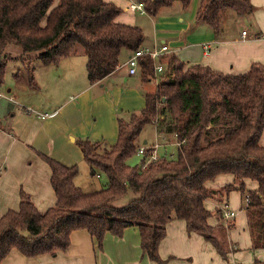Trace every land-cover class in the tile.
<instances>
[{"label":"trees","instance_id":"trees-1","mask_svg":"<svg viewBox=\"0 0 264 264\" xmlns=\"http://www.w3.org/2000/svg\"><path fill=\"white\" fill-rule=\"evenodd\" d=\"M174 2L186 8L191 0L140 1L150 16ZM227 10L246 17L253 5L250 0H200L195 19L219 34ZM122 11L104 0H0V56L6 47L17 46L29 85L35 87L29 54L36 53L42 66L57 65L75 55L79 46L86 57L88 82H100L117 69L123 49H142V30L116 21ZM159 61L161 74L155 70L157 60L139 58L143 79L159 80L155 91L145 95L143 109L117 119L115 143L78 144L92 176L101 172L106 186L84 192L74 182L77 166L43 156L51 171L55 205L40 212L21 193L19 209L0 218V264L12 251L28 258L66 252L71 234L78 230H85L101 249L106 233L121 236L133 227L139 231L142 253L163 264L158 246L172 220H182L188 233L202 236L225 257L227 233L221 229L215 233L208 219L216 216L229 230L233 218L224 219L220 208L212 213L205 202L226 201L232 191L243 200L248 197L245 206L254 245L264 240V146L259 143L264 128V65L252 63L245 73L224 74L175 55ZM5 71L1 62L0 84ZM154 118L160 134L176 135V142L183 143L175 158L164 155L145 169L130 167L126 160L137 153L138 138ZM219 176H231L233 183L221 190L208 187ZM246 181L255 182L256 189L248 190ZM129 192L134 198L121 207L113 205Z\"/></svg>","mask_w":264,"mask_h":264},{"label":"crops","instance_id":"crops-1","mask_svg":"<svg viewBox=\"0 0 264 264\" xmlns=\"http://www.w3.org/2000/svg\"><path fill=\"white\" fill-rule=\"evenodd\" d=\"M104 1L122 8L117 22L135 24L142 30L143 50L167 45L169 50L161 58L175 55L182 61L205 65L224 74L245 73L252 63L264 65V0H250L253 12L248 17L254 23L245 37L241 35L245 30L239 32L236 19L232 20L235 30H221L219 34L197 22L199 3L196 6L194 0L186 8L174 2L160 8L155 16L129 10L132 0ZM136 15L147 16L146 22H138ZM131 53L123 49L117 69L94 84L87 80L84 54H75L57 65L43 66L38 74L33 72L35 87H23L32 101L22 99L20 103L17 94L4 95L0 100V218L19 209L21 193L29 196L40 212L55 205L51 171L43 156L65 166L85 168L92 176L79 142L113 145L117 139V119L143 109L145 95L156 89V81L144 80L139 69L134 76L129 75L127 60ZM159 58L157 63L162 64ZM11 91L12 88L6 90ZM33 95L44 96L46 105L34 100ZM43 115L49 117L42 119ZM146 143L143 141L142 145ZM259 143L264 146V128ZM74 182L77 186L76 179ZM232 183L231 176H219L208 187L221 190ZM245 185L252 191L257 187L252 181H246ZM205 207L212 213L220 208L236 214L229 230L226 222L216 216L208 219L209 225L216 228L215 233L220 229L227 233L225 257L202 236L188 233L182 220H172L158 246L163 264H264V244L254 245L245 202L238 191L230 192L224 202L209 199ZM70 240L66 252L28 258L12 251L1 264H158L142 253L135 227L125 229L121 236L106 233L101 249L85 230L74 231Z\"/></svg>","mask_w":264,"mask_h":264},{"label":"rangeland","instance_id":"rangeland-1","mask_svg":"<svg viewBox=\"0 0 264 264\" xmlns=\"http://www.w3.org/2000/svg\"><path fill=\"white\" fill-rule=\"evenodd\" d=\"M132 1L134 3H137L139 0H132ZM194 3L197 6L199 3V0H194ZM136 16L138 17V22L140 23L146 22L147 16L145 15L143 16L136 15ZM235 19L238 22L237 26L239 27V32H241L242 30H245L246 32L251 31V25H253L254 21L249 20L250 18L248 16L237 17L232 10H227L222 14L221 29L224 31L225 30L228 31L229 29L235 30V27H233V24H232V20H235ZM20 54H21V50L17 46H8L6 47L5 51L0 56V63L3 62L6 65V71L3 77V82L2 84H0V90L6 96H11L12 94H14L15 96L16 94L19 95V97L21 98L19 100L17 99L19 102L22 99L32 101V99H30L28 96L29 94L27 92H24V89H23L24 86L27 87L30 85H29V80L27 77L28 74H27V71L25 70L26 66L22 64L21 61L19 60ZM76 54L78 55L83 54V50L81 47L77 46ZM35 56H36V53L29 54V57H30L29 63L35 69L34 74L35 73L38 74L39 73L38 69L42 68L43 66L36 60ZM153 79L156 81V84H157L159 77H154ZM40 80L42 79L40 78ZM8 88H12V91L10 93L6 92ZM33 93H36V92H33ZM43 93L46 94L45 89L43 90ZM33 98L34 100H37L39 103H42L44 106L47 103L45 102L44 96H34L33 95ZM31 110H33L34 112L36 111L32 108ZM36 112L38 113V111ZM155 120H157V118H154L153 124H148L143 128L140 134V137L138 138L139 146L142 145L143 141L147 142L146 143L147 146L155 144V143H159L160 147L157 150V154L159 156L166 155L168 158H175L176 152H177L176 140L174 139L172 135L160 134L159 133L161 130L160 124L155 122ZM101 147L103 148V146ZM140 162H141V158L140 156L137 155V153H134L126 160V163L130 167L138 166ZM78 171L79 172L76 178V183H77V186L84 192H92V191L100 190L106 186L107 179L101 172L96 171V174L98 175L97 177L96 175L90 176L89 172H87L85 168L83 170L78 169ZM132 198H134V195L131 192H129L125 197L114 202L113 205L115 207H121L125 205L128 201H130ZM221 201L224 202V200H221ZM253 222H255V218H253ZM254 226H257V224H254ZM259 241H260L259 242L260 245L264 244L261 242L262 238Z\"/></svg>","mask_w":264,"mask_h":264},{"label":"built area","instance_id":"built-area-1","mask_svg":"<svg viewBox=\"0 0 264 264\" xmlns=\"http://www.w3.org/2000/svg\"><path fill=\"white\" fill-rule=\"evenodd\" d=\"M128 9L131 11H138L140 13H144L143 6L141 3H130L128 6ZM246 34H247L246 31H242V33H241V35L243 37H245ZM168 50L169 49H168L167 45H162L159 49H152V50L139 49L137 51H133L127 60L129 75L134 76L136 74L137 69H139V63H138L139 58H141L142 56L147 55L156 61L162 54L168 52ZM206 52H207V47L205 49V53ZM155 70H156L157 74H161L163 72V65L160 63H156L155 64ZM2 98H4V94L0 90V100ZM48 117H49L48 115L41 116L42 119H45ZM155 122H156V120H155ZM172 136L176 140V135H172ZM181 143H183V141ZM181 143H177V146ZM159 147H160V144L155 143V144H152L149 146L141 145L138 148L137 155L140 156V158H141L140 166L142 169H145L149 163L155 162L160 158V156L157 154V150L159 149ZM244 202H245V205L248 204L249 200H248L247 196L244 198ZM235 215L236 214L233 211H230V210H224L223 211V216H224V219H226V220L234 218Z\"/></svg>","mask_w":264,"mask_h":264}]
</instances>
